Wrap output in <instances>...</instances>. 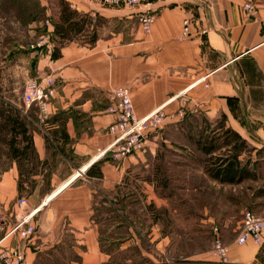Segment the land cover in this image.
<instances>
[{"label":"crops","instance_id":"crops-1","mask_svg":"<svg viewBox=\"0 0 264 264\" xmlns=\"http://www.w3.org/2000/svg\"><path fill=\"white\" fill-rule=\"evenodd\" d=\"M19 1L25 3L9 5ZM62 1L73 12L64 23ZM35 2L44 10L45 23L28 20L27 37L22 28L8 46L0 45V99L20 109L34 146V162L23 159L30 171L22 172L21 157L5 144L13 157L0 173V203L7 226L38 209L36 233L25 246L29 264L172 263L169 237L147 212L153 203L168 207L166 198L154 195L147 177L159 151L158 137L149 136L144 150L125 160L100 155L115 138L109 133L115 121L108 112L109 94L119 86L130 88L138 118L160 109L166 125L203 118L212 137L239 134L249 150L239 156L245 171L239 183L210 177L205 162H185L190 150L184 147L176 151L175 166L226 190L248 187L241 191L248 196L247 204L240 201L242 209L264 216V0H145L134 8L102 6L95 0ZM247 2L254 3V14L245 10ZM144 12L157 16L150 34L139 22ZM186 20L190 35L182 37ZM56 24L66 34L56 33ZM47 32L53 49L28 48ZM47 78L55 80L56 95L45 123L36 107L23 108L22 96L20 105L3 98L15 81L25 87ZM135 182L140 194L132 189ZM20 197L28 199L24 210L16 204ZM138 204L143 220L135 214ZM220 230L229 246V264H264V244L237 245ZM5 244L21 243L10 238ZM132 250L143 262L122 261L120 254ZM194 261L219 264L213 255H198Z\"/></svg>","mask_w":264,"mask_h":264},{"label":"rangeland","instance_id":"rangeland-1","mask_svg":"<svg viewBox=\"0 0 264 264\" xmlns=\"http://www.w3.org/2000/svg\"><path fill=\"white\" fill-rule=\"evenodd\" d=\"M12 1L14 0H0V37L2 35L0 45L8 46L11 43L10 41L16 38V34H20L22 28H25L24 38L27 37L26 25L28 20H31L28 12L34 11L35 14L38 12L35 10V4L32 0H30L29 7L25 6V9L19 3L10 6L9 4ZM45 21V17L41 19V22L45 23ZM22 23L25 24V27ZM16 24L19 25L16 26ZM23 91L24 84H16L15 81L12 90L4 91L2 95L3 98L11 100L12 104L17 103L20 105ZM4 103L5 100L0 99V110ZM15 108L14 105L13 109ZM17 111L21 117L20 109ZM1 121L3 120H0V126L3 124ZM193 124L195 130H193ZM205 132L209 133L210 127L209 123L202 118L201 121L198 120L195 123L184 121L178 124L166 125L154 135L158 137L156 144L159 151L153 159L152 172L149 176L147 174V177H150L153 183L154 195L166 198L168 207H157L153 203L147 209V212L153 222L159 225L161 232L169 237L168 258L174 264H201L194 261V259H198V255L201 258L214 256L212 252L215 238L214 228H224V235L234 239L236 237L234 228L242 220L243 212L247 210L242 209L241 203L245 201L247 204V192L242 193L241 191H247L248 187L238 186L235 189L229 187L226 190L225 186L215 185L202 174L190 175L192 173L190 170L181 171L176 168L175 163L178 159L176 151L183 147L185 150H190L188 154L190 156L185 157V162L206 163L208 158L199 151L197 145L198 137ZM10 136L7 133L4 136L5 140L0 138V173L11 164L13 157V153L11 150L9 151L10 148L6 147V145H9ZM20 147H23V144H20ZM7 150L8 152L5 153ZM243 151L248 152L249 150L244 148ZM24 158L27 159V156L20 159L22 161L20 162L21 171H30L31 166H26L23 161ZM29 160L34 162V157H29ZM253 188L250 187V189ZM132 189L140 194L142 188L139 183L135 182ZM181 197H183V202L180 201ZM139 205H137L138 209L135 210V214L139 220H143V214L140 213L141 205ZM257 215L264 217L260 214ZM120 258L122 261L128 258L142 262L144 260L140 259L139 252L136 250L122 252Z\"/></svg>","mask_w":264,"mask_h":264},{"label":"built area","instance_id":"built-area-1","mask_svg":"<svg viewBox=\"0 0 264 264\" xmlns=\"http://www.w3.org/2000/svg\"><path fill=\"white\" fill-rule=\"evenodd\" d=\"M102 6L115 7L124 6L134 8L140 6L145 0H95ZM249 14H254L256 7L254 3L247 2L244 5ZM156 14L144 12L139 16V22L146 34H150L156 22ZM49 22H47V25ZM190 21L184 22L182 37L190 35ZM52 34H42L35 41L28 44L32 51L53 49ZM56 95L55 80L52 78L28 81L24 87L22 102L25 110L36 107L39 118L46 122L51 114L52 101ZM110 106L108 112L115 115V121L109 128V133L115 136L109 147L100 152V155L111 154L115 160H125L130 156L142 152L146 141L152 134H156L166 126V116L160 109L138 118L134 113L131 90L127 86H119L110 91ZM20 210L26 209L28 199L20 197L17 200ZM38 209L25 211L15 224L7 226L3 207L0 203V264H29L25 246L36 233L34 217ZM215 238L213 240V254L219 264H229V246L223 240L219 227L214 228ZM17 238L21 243L19 247L6 246L5 241ZM253 242L256 245L264 244V217L258 216L251 210L243 212L241 223L237 229L235 243L245 245ZM174 264V263H171Z\"/></svg>","mask_w":264,"mask_h":264},{"label":"trees","instance_id":"trees-1","mask_svg":"<svg viewBox=\"0 0 264 264\" xmlns=\"http://www.w3.org/2000/svg\"><path fill=\"white\" fill-rule=\"evenodd\" d=\"M18 3L20 6L22 5L21 7L24 9L26 8L25 6L29 7L31 4L30 0H25L23 4L20 1ZM33 3L35 4V10L38 12L37 14H35L34 11L28 12V16L31 20L41 21V19L45 17L44 10L38 6L35 0ZM61 5V19L62 23H64L71 18L73 12H70L66 8V4L63 1ZM56 33L66 34L63 25L56 24ZM55 55L56 54H54V56ZM4 106L0 110V120H3L1 121L3 124L0 126V138L5 140L4 136L7 133L11 134L8 144L13 148L14 155L17 157L27 156L29 160V157H34L33 140L28 135L29 130L26 124L21 122L17 110ZM20 136H22L21 139ZM22 142H24L23 149L20 148ZM197 145L202 154L208 158L206 161V164H208L206 172L210 177L218 180L222 184H237L241 181L242 177H245V171L240 167L241 162L239 156H241L243 149L248 146L247 142L243 140L239 134L233 131H227L221 136L212 137L209 133L205 132L198 137Z\"/></svg>","mask_w":264,"mask_h":264}]
</instances>
